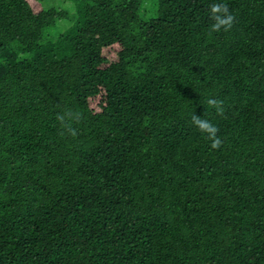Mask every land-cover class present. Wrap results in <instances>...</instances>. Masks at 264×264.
Wrapping results in <instances>:
<instances>
[{
  "label": "trees",
  "instance_id": "trees-1",
  "mask_svg": "<svg viewBox=\"0 0 264 264\" xmlns=\"http://www.w3.org/2000/svg\"><path fill=\"white\" fill-rule=\"evenodd\" d=\"M50 1L0 0V264H264V0Z\"/></svg>",
  "mask_w": 264,
  "mask_h": 264
},
{
  "label": "clouds",
  "instance_id": "clouds-1",
  "mask_svg": "<svg viewBox=\"0 0 264 264\" xmlns=\"http://www.w3.org/2000/svg\"><path fill=\"white\" fill-rule=\"evenodd\" d=\"M210 14L216 23L211 25L212 31H219L223 26L225 29L231 25L232 17L228 14L227 5L220 0L218 3H212L210 6ZM210 104H216L215 101H209ZM193 125L209 138H215L217 127L209 120L193 117ZM218 141H214L213 147L218 146Z\"/></svg>",
  "mask_w": 264,
  "mask_h": 264
},
{
  "label": "rangeland",
  "instance_id": "rangeland-1",
  "mask_svg": "<svg viewBox=\"0 0 264 264\" xmlns=\"http://www.w3.org/2000/svg\"><path fill=\"white\" fill-rule=\"evenodd\" d=\"M45 1V3H46V5H49V4H51V1L50 0H44ZM53 2L55 1H57V0H52ZM54 5H56V6H63V1L62 0H59L58 2H57V4H55L54 3ZM70 5V2H67V6H69Z\"/></svg>",
  "mask_w": 264,
  "mask_h": 264
}]
</instances>
